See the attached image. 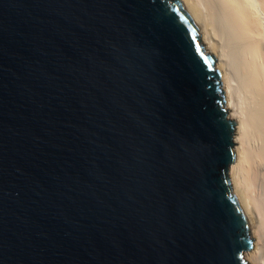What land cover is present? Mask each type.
I'll use <instances>...</instances> for the list:
<instances>
[{"label":"water","instance_id":"water-1","mask_svg":"<svg viewBox=\"0 0 264 264\" xmlns=\"http://www.w3.org/2000/svg\"><path fill=\"white\" fill-rule=\"evenodd\" d=\"M215 62L179 0H0V264H249Z\"/></svg>","mask_w":264,"mask_h":264},{"label":"bare ground","instance_id":"bare-ground-1","mask_svg":"<svg viewBox=\"0 0 264 264\" xmlns=\"http://www.w3.org/2000/svg\"><path fill=\"white\" fill-rule=\"evenodd\" d=\"M199 21L216 58L235 120L231 185L246 204L253 246L264 264V0H179Z\"/></svg>","mask_w":264,"mask_h":264},{"label":"rangeland","instance_id":"rangeland-1","mask_svg":"<svg viewBox=\"0 0 264 264\" xmlns=\"http://www.w3.org/2000/svg\"><path fill=\"white\" fill-rule=\"evenodd\" d=\"M202 36H203V34H202ZM204 44H205V43H204ZM205 46H206V44H205ZM206 48H207V47H206ZM207 50H208V49H207ZM208 52H209V53H212V52H211V51H209V50H208ZM250 232H251V231H250ZM251 236H252V235H251Z\"/></svg>","mask_w":264,"mask_h":264}]
</instances>
